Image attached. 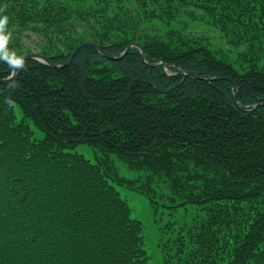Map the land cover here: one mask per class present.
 Listing matches in <instances>:
<instances>
[{"label":"trees","instance_id":"trees-1","mask_svg":"<svg viewBox=\"0 0 264 264\" xmlns=\"http://www.w3.org/2000/svg\"><path fill=\"white\" fill-rule=\"evenodd\" d=\"M5 5L8 47L20 55L34 52L30 32L57 64L83 41L114 56L135 42L146 62L136 47L118 60L83 47L65 67L25 59L0 83V264H149L142 223L117 189L134 181L116 175L110 155L143 172L152 204L159 186L203 211L197 247L178 249L174 264H264V0ZM197 19L238 50L239 68L186 31ZM10 73L0 61V79Z\"/></svg>","mask_w":264,"mask_h":264},{"label":"rangeland","instance_id":"rangeland-1","mask_svg":"<svg viewBox=\"0 0 264 264\" xmlns=\"http://www.w3.org/2000/svg\"><path fill=\"white\" fill-rule=\"evenodd\" d=\"M183 19L185 20L186 17ZM186 31L195 36H205L220 57L239 68L238 50L228 44L227 38L210 24L197 19L188 24ZM23 40L34 52L38 50L36 46V43L40 42L38 36L28 32L23 35ZM16 112L20 115L18 107ZM34 130L35 137L40 138L42 132L37 128ZM74 150L91 160H95L97 154L94 149L83 143L77 144ZM109 158L118 177L134 181V187L124 184V186H117V189L128 202L131 216L142 223L144 247L149 255V264H174L178 249H182L181 255H187L191 249L196 248L195 235L193 236L191 231L195 228L198 217L203 214L199 206L176 205L177 201L170 200L159 186H155L156 193L153 194L155 204H152L149 196L140 191V184L144 181L143 172L128 168L115 156L110 155ZM113 177H115L114 174ZM180 264H185L183 259Z\"/></svg>","mask_w":264,"mask_h":264},{"label":"water","instance_id":"water-1","mask_svg":"<svg viewBox=\"0 0 264 264\" xmlns=\"http://www.w3.org/2000/svg\"><path fill=\"white\" fill-rule=\"evenodd\" d=\"M83 47H92L93 49H95L99 54H101L102 56H104L105 58L107 59H111V60H118L120 59L121 57H123L127 51L129 50L130 47H136L139 49V54L140 56L142 57V60L144 62L145 59H144V51H143V48L138 44V43H135V42H131L129 43L124 49L122 52H120L118 55L114 56V55H110L109 53L105 52L104 49H102L97 43L93 42V41H83L81 43H79L78 45H76L71 51H70V54H69V57L68 59L62 63V64H57V63H54L52 62L48 57L40 54V53H37V52H27L25 54H23V56L25 57V59H29V58H33L39 62H41L42 64H45V65H48L50 67H53V68H60V67H65V66H68L69 63L71 62L72 58L74 57L75 53L83 48ZM153 65H163L165 67V69H167V67L165 66L164 63L162 62H159V63H154ZM181 72L184 73L183 70H181ZM16 75V71H13L11 70V73L5 77V78H1L0 79V83H7V82H10L14 79ZM187 75L191 76V77H195L194 74L192 73H188ZM202 79H205V80H211L212 78L211 77H208V76H205V77H202ZM230 83H231V91H234L235 90V83L233 81L230 80ZM233 98L235 99V94H233ZM245 111H249V109H245Z\"/></svg>","mask_w":264,"mask_h":264},{"label":"clouds","instance_id":"clouds-1","mask_svg":"<svg viewBox=\"0 0 264 264\" xmlns=\"http://www.w3.org/2000/svg\"><path fill=\"white\" fill-rule=\"evenodd\" d=\"M6 7H0V61L6 63L11 70L19 71L25 69V57L8 47L12 33L7 30L9 17L3 14Z\"/></svg>","mask_w":264,"mask_h":264}]
</instances>
